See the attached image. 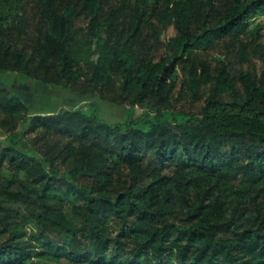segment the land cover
<instances>
[{
	"label": "trees",
	"instance_id": "obj_1",
	"mask_svg": "<svg viewBox=\"0 0 264 264\" xmlns=\"http://www.w3.org/2000/svg\"><path fill=\"white\" fill-rule=\"evenodd\" d=\"M0 71L89 98L0 85V264H264V0H0Z\"/></svg>",
	"mask_w": 264,
	"mask_h": 264
},
{
	"label": "rangeland",
	"instance_id": "obj_2",
	"mask_svg": "<svg viewBox=\"0 0 264 264\" xmlns=\"http://www.w3.org/2000/svg\"><path fill=\"white\" fill-rule=\"evenodd\" d=\"M168 32L169 34L173 33V27H170ZM0 85L6 86L12 93L20 95L30 111H54L61 106L71 107L89 99L87 95H80L54 84H44L24 75L16 74L14 71H0ZM84 105L87 109L93 107L89 102ZM122 108L121 104H112L107 101H99L94 105L96 115L111 122L121 119Z\"/></svg>",
	"mask_w": 264,
	"mask_h": 264
}]
</instances>
